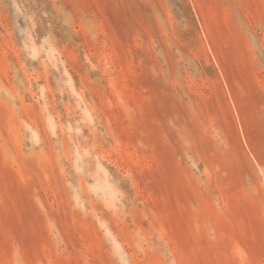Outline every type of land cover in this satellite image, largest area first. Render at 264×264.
<instances>
[{
  "label": "rangeland",
  "instance_id": "1",
  "mask_svg": "<svg viewBox=\"0 0 264 264\" xmlns=\"http://www.w3.org/2000/svg\"><path fill=\"white\" fill-rule=\"evenodd\" d=\"M0 264H264V0H0Z\"/></svg>",
  "mask_w": 264,
  "mask_h": 264
}]
</instances>
